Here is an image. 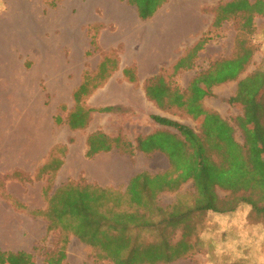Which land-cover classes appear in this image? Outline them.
<instances>
[{
    "label": "rangeland",
    "instance_id": "obj_1",
    "mask_svg": "<svg viewBox=\"0 0 264 264\" xmlns=\"http://www.w3.org/2000/svg\"><path fill=\"white\" fill-rule=\"evenodd\" d=\"M4 1H9L13 5L14 9L12 6L8 7L9 11H17L24 2V0ZM31 1L37 5V10L40 12L38 17L41 21H62L60 55L59 47H57V64L61 62V66L57 65V75L61 67L62 92L60 102L57 101L56 111H53V118L58 117V120H63L60 125L54 123L53 129L55 138L58 142H62V146L57 147L56 150L52 148L46 164L35 173L30 175L21 172L0 174V198L15 208L17 213L22 214V219L28 217L35 220V225L32 227L35 232L34 242L21 264H112L101 258L98 250L81 243L69 233H63L59 229L47 232L48 222L45 213L49 198L57 188L69 182L96 185L120 193L125 191L124 184L102 186L108 183L106 178L109 176L105 173L108 163L104 162L103 155L106 153H100L99 155L103 154L101 156L97 154L98 156L91 160L85 158L86 137L98 130L102 133L107 132L109 136L119 134L121 140L129 144L135 141L132 145V155L118 151L111 154H121L128 168L142 169L141 173L149 176L169 172L171 170L169 163H166V156L158 151L149 154L138 151L136 145L138 138L136 140L135 138L138 135L144 138L147 134L154 135L161 131L176 135V132L170 128L157 127L150 119L151 115L162 116L186 125L198 134L203 132L208 115L218 116L226 125L227 133H230L241 146L248 144L246 130L252 132V129H260L258 132L264 133V58L262 59L264 36L259 29L264 16V0H210L214 6L210 4L204 8L200 17L204 20L202 27L204 32L191 36L198 42L196 41V47L190 53L192 55L188 60L191 63L190 70L179 71L169 83L156 84L165 93V98L161 105L157 104V107L147 99L145 100L144 96L141 97V84L133 86L111 81L106 86L104 68L100 69L98 75L91 76L89 71L95 69V63L100 58L97 54L90 57L85 55L89 50H87L88 42L81 32L77 34L71 27L74 16L72 17L69 8H65L69 5V0H58L55 7L51 6L53 0ZM236 3L239 7L238 16L231 18L232 7ZM4 6V2L0 1V11L4 10ZM219 8L222 10L220 11ZM46 27L47 37H49L52 32L51 26L48 23ZM56 34L59 40L58 30ZM81 40L84 42L82 43ZM241 44L256 53L254 61H251L245 71L233 82L220 86L198 84V87L206 93L193 100L194 93L190 90V81L196 77L203 78L215 62L236 57L241 52ZM17 59L19 64L25 62V66L29 67L28 60L25 61L22 56ZM84 70L90 74L87 76L93 77L89 79V88H94L95 91L101 89L103 90L101 92L105 94L108 91L121 95L123 98L115 100L117 102L115 106H119L118 111L110 115L94 114L86 129L71 131L66 126L65 119L73 107V89L79 84ZM252 78H257L256 83L251 81ZM177 95L185 104L189 99L193 101L202 112L189 113L185 105L178 106L176 104ZM59 103L62 105L59 106ZM88 106L91 107V105ZM11 109H18L15 102ZM248 111L253 112L255 117L252 122L246 123L244 122L245 114ZM22 119L15 117L10 120L9 128L1 132L2 138L14 136L16 140L23 125ZM72 120L76 123L81 122L77 108H75ZM213 136L216 137V135L211 137ZM93 143L104 144L98 139H94ZM62 160L64 167L61 175L56 179L53 171L62 165ZM1 166L5 167L2 161H0ZM115 166L118 165L115 164ZM155 172L158 174H153ZM10 181L19 182L17 185H10V191L16 193L20 197L19 200L5 191V184ZM23 189L25 191L22 193ZM216 193L221 199L229 195V192L219 189H216ZM193 195L192 183L188 182L176 192L159 194L156 198V205L166 208L180 202L181 207H191ZM38 206L40 208H33ZM108 206L110 207L111 204ZM127 209L128 205L124 202L120 210ZM145 214L151 215L150 218L154 222H157L159 218L154 210L150 214L145 211ZM189 224L191 234L186 241L192 245L191 251L184 258L170 264H264V217L256 216L249 206L241 205L235 212L228 214L210 212L195 214L191 217ZM153 228L150 231H137L133 233V237L143 243H155L166 238L171 245L181 239L182 229L172 231L171 228H166L164 231L162 227L154 226ZM64 240H67L65 247L63 246ZM7 260L0 259V264Z\"/></svg>",
    "mask_w": 264,
    "mask_h": 264
},
{
    "label": "trees",
    "instance_id": "obj_2",
    "mask_svg": "<svg viewBox=\"0 0 264 264\" xmlns=\"http://www.w3.org/2000/svg\"><path fill=\"white\" fill-rule=\"evenodd\" d=\"M57 1L53 0L51 6L55 7ZM166 1L128 0V3L135 6L140 18L145 20ZM90 47L97 50L95 36L90 37ZM241 47L236 57L215 62L203 78L196 77L191 81L189 87L194 93L193 100L206 93L198 87L200 83L220 86L238 79L255 53L243 45ZM101 68H104L107 80L117 69L113 53L103 56L91 76L98 75ZM87 75L90 74L84 72L81 84L72 92L73 107L65 119L71 131L86 129L94 113L114 112L111 107L93 109L87 105L88 97L96 90L88 87L89 79L93 77ZM123 75L128 82H134L130 70L124 71ZM251 81L256 83L257 78ZM147 91L150 99L161 105L164 91L157 85L148 87ZM176 98V104L185 105L189 113L202 112L190 99L185 104L180 96ZM75 108L81 117L80 123L72 120ZM245 116L244 122L249 123L255 114L248 111ZM150 119L161 127L174 130L176 135L161 131L144 138L137 137V150L144 154L156 151L164 154L171 170L154 176L139 173L129 180L123 193L91 184L69 182L61 186L48 200L45 213L47 232L59 229L69 233L81 243L98 250L101 258L112 264H170L191 251L192 245L186 238L191 234L189 223L193 215L207 212L228 214L246 205L256 216L264 217V133L258 132L260 129H252V132L246 130L248 144L241 146L227 133L224 122L215 115H208L203 132L199 134L186 125L164 117L151 115ZM54 122L60 125L63 120L56 117ZM94 139L104 144L93 143ZM86 148V159L113 149L123 154H133L132 145L123 142L121 136L111 138L100 131L87 135ZM188 182L192 183L194 189L191 207H181L180 202L166 208L156 205L159 194L176 192ZM216 189L229 192V195L221 199ZM124 202L128 209L120 210ZM153 210L159 217L157 222L150 218L151 215L145 214V211L150 214ZM154 226L162 227L164 231L166 228L172 231L182 229L181 239L171 245L166 238L155 243H143L133 237V233L150 231ZM66 245L67 240H64L63 246ZM0 255V259H8L1 264H21L26 256L24 253Z\"/></svg>",
    "mask_w": 264,
    "mask_h": 264
},
{
    "label": "crops",
    "instance_id": "obj_3",
    "mask_svg": "<svg viewBox=\"0 0 264 264\" xmlns=\"http://www.w3.org/2000/svg\"><path fill=\"white\" fill-rule=\"evenodd\" d=\"M0 1L5 4L4 10L0 11V161L5 166L0 167V174L21 172L30 175L46 164L52 148L56 150L62 146V142L55 138L53 130L56 118H53V111H56L62 92L61 67L57 75V65L61 66V62L57 64V47L60 55L62 21H41L37 5L31 0H24L17 11L8 10V7H13L9 1ZM210 4L212 5L210 0H167L145 20L140 18L138 10L130 5L128 0H69V5L65 8H69L72 17L74 16L71 21L73 30L77 34L81 32L87 39L89 50L85 55L90 57L97 54L100 58L95 63V69L89 72L93 73L97 69L104 55L113 53L117 60V69L106 80V86L111 81L133 86L141 84V97L144 96L145 100L157 107V103L148 95V87L159 82L169 83L179 71L190 70L191 63L188 60L198 42L191 36L204 32V20L200 17L202 10ZM238 12L236 3L232 7L231 18L237 17ZM48 23L52 30L49 37L46 29ZM259 29L264 36V16ZM91 36H95L96 51L90 47ZM255 54L252 56V62ZM20 56L29 61V67L25 66V62L19 64L17 58ZM126 70L133 73L134 82L130 83L124 78L123 73ZM84 72L88 71L84 70L82 76ZM81 82L82 77L73 91ZM101 91L103 90L94 91L88 97L87 105H91L89 107L93 109L111 107L114 112L118 111L119 106H115V100L123 96ZM14 102L17 110L11 109ZM61 105L59 103V106ZM15 117L24 118L18 138H2L1 132L9 128L8 122ZM103 133L109 136L107 132ZM117 136L119 134L109 137ZM133 144L135 141L131 143ZM114 151L118 150L113 149L104 155L101 154L105 157L104 162L108 163L105 173L109 175L106 178L108 183L102 186L124 184L126 188L129 180L141 173L142 169L128 168L121 154H111ZM166 163L168 164L167 160ZM63 167L62 160V165L53 171L56 179L61 175ZM17 183L19 182H6L5 191L19 200L20 197L10 191V185ZM24 191L25 189L22 193ZM22 217V214L17 213L15 208L0 198V254H29L35 237L32 230L35 220L28 217L24 220Z\"/></svg>",
    "mask_w": 264,
    "mask_h": 264
}]
</instances>
